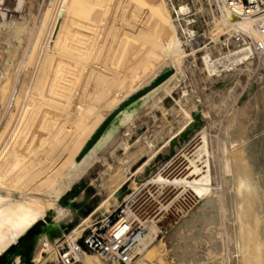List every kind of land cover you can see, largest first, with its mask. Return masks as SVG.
Wrapping results in <instances>:
<instances>
[{
  "label": "bare ground",
  "instance_id": "bare-ground-1",
  "mask_svg": "<svg viewBox=\"0 0 264 264\" xmlns=\"http://www.w3.org/2000/svg\"><path fill=\"white\" fill-rule=\"evenodd\" d=\"M194 1L0 0V264H109L79 242L126 203L119 225L144 231L128 264L166 241L179 263L264 264V137L247 125L257 108L264 127V74L238 93L264 67V0ZM163 71L166 83L77 161L86 120Z\"/></svg>",
  "mask_w": 264,
  "mask_h": 264
},
{
  "label": "rangeland",
  "instance_id": "rangeland-1",
  "mask_svg": "<svg viewBox=\"0 0 264 264\" xmlns=\"http://www.w3.org/2000/svg\"><path fill=\"white\" fill-rule=\"evenodd\" d=\"M182 0H175V3H177V2H181ZM192 7H193V10H195L196 9V7L197 6H199L200 4H199V2H196L195 3V1L194 0H186ZM196 4V5H195ZM194 13H196L195 11L192 13V14H194ZM208 14V13H207ZM206 14V12L205 13H200V14H198V22L195 24V26H196V29H197V31L199 32V34L200 35H202V38H201V41H200V44H202V45H204V42L206 41V37H204L203 36V34H204V32L207 30V28H208V23L210 22V20H209V15H207ZM201 18V19H200ZM207 19V20H206ZM209 21V22H208ZM208 22V23H207ZM199 23V24H198ZM202 23V24H201ZM197 26H199V27H197ZM203 40V41H202ZM205 40V41H204ZM256 67L257 68H255V71H254V73L252 74V76L254 75L255 77H256V75H261V74H264V71H263V69H264V67H262V66H260V65H256ZM260 68H262V69H260ZM261 71V72H260ZM257 73V74H256ZM261 73V74H260ZM165 75V71H163V72H160V73H158L157 75H154V76H152V77H150L149 79H147V80H145L143 83L144 84H142L133 94H131L129 97H127L125 100H123V101H121L120 103H118L113 109H111L110 111H108V112H106L104 115H102V116H100L99 118H97V119H95L94 121H91V120H86V122H85V126H84V134H83V136H82V143H81V148H80V151H79V153L76 155V160L77 161H79V160H82L85 156H87L88 154H90L91 153V151H93V150H96L97 148H98V146L100 145V143L103 141V139L113 130V128L119 123V121L125 116V114L127 113V111L128 110H135L136 108H137V106L138 105H142L145 101H146V99L149 97V96H151L156 90H158L159 88H161V86L163 85V84H165L166 83V81L172 76L171 74L170 75H168L167 77H165L162 81H160L159 82V80L163 77ZM246 75H243L242 77H241V86L244 88H242L240 85H239V87H238V93H241L243 90H245V89H247L248 87L247 86H249L250 85V83L251 82H253V78H255L254 76L253 77H248V76H246ZM202 77V76H201ZM201 77H199V78H201ZM244 78H246V80L244 79ZM251 79V80H250ZM253 79V80H252ZM232 80H233V82H232ZM223 81V82H222ZM199 82H201V84H200V86H199V90L200 91H203V94H204V91H205V93H209V91H210V86L208 87V88H204L203 86H201L202 84H203V79H199ZM227 82V83H226ZM234 82H235V79H233V78H231V79H220V80H218L215 84H214V86H215V88L216 89H219L221 86H224V85H228V86H232L233 84H234ZM245 82V87H244V83ZM229 83V84H228ZM249 83V84H248ZM210 84V83H209ZM243 84V85H242ZM205 89V90H204ZM209 90V91H208ZM241 91V92H240ZM202 93V92H201ZM210 93H211V91H210ZM173 95H175V96H178V94H176V93H174ZM132 98H134L132 101H130ZM170 100V99H169ZM169 100H167V101H169ZM130 101V102H129ZM231 103V104H230ZM228 105H227V107H230V108H227V110H225L226 108H223V109H220L219 111L220 112H223V110H224V112L223 113H225L224 115L222 114V113H220L219 114V112H217V114H216V120L217 119H220L221 117L222 118H224V120H222V118L220 119V120H218L217 122H218V124H216L215 125V127L211 130V132H212V134H215L214 136L216 137H218L221 133V130L223 129L222 127L224 126V124L223 123H225V120H226V118L229 116V111L228 110H230L235 104L233 103V102H230ZM234 104V105H233ZM168 105V104H167ZM230 105V106H229ZM257 108H254V111H255V113H251V115H250V120L249 119H247L248 121H247V125L250 127L251 126V129L254 131V139H260V138H262V137H264V127H261L260 125H259V122L258 121H256L257 120V116H258V113H259V111H257L256 110ZM253 111V110H252ZM253 111V112H254ZM230 113H231V111H230ZM222 114V115H221ZM255 114V115H254ZM217 115H221L220 117L219 116H217ZM254 116V118H252V117ZM217 117H219V118H217ZM120 118V119H119ZM169 123L171 124L170 126H168V128H169V130H170V128H171V130H175V129H177L178 127H179V125H180V121H179V119L176 117V119L174 118V117H172V116H170L169 117ZM178 119V120H177ZM256 119V120H255ZM173 120V121H172ZM176 120H177V123H175L176 122ZM253 120V121H252ZM173 123H172V122ZM221 123H220V122ZM252 122V123H251ZM257 122V123H256ZM106 124V125H105ZM175 124H178V125H175ZM219 124H220V126H219ZM254 124V125H253ZM105 125V127H104V129L101 131V133H100V136H98V139L91 145V146H89L90 145V143H91V141H92V139H93V137L97 134V132L103 127ZM153 125V126H152ZM219 126V128L217 127L216 128V126ZM87 126V127H86ZM176 126V127H175ZM155 125L154 124H151V126H150V130H147V131H150L151 133L155 130ZM175 127V128H174ZM90 128V129H89ZM216 128V130H215V132L213 133V130ZM153 130V131H152ZM89 131V132H88ZM218 131H220L219 133H218ZM150 133V134H151ZM216 133H217V135H216ZM257 135V136H256ZM216 137V138H217ZM83 144V145H82ZM93 149V150H92ZM264 170V169H263ZM91 191H93L94 189H90ZM109 206V204H106L105 205V207H104V210H105V213H109V212H111L112 211V209L110 208V206ZM128 206V203H126V204H124L123 205V207L118 211V213L122 210V209H124V208H126ZM108 211V212H107ZM89 231V228L87 229V232ZM86 232V233H87ZM62 238H63V241L61 242V243H59L58 244V247L60 246H62L61 244L62 243H64V241H65V237L64 236H62ZM166 243H167V245L168 246H170V247H168L167 246V249H165V250H163L164 248H160V252H159V254H161V255H157V257L158 258H153L152 260H150L149 259V261L147 260L146 262H145V264H154V262H155V260H156V262H155V264H189V263H187V262H182V263H179L175 258H173L174 257V255H173V253H171L172 252V248H171V245H170V242H167L166 241ZM169 243V244H168ZM40 246H42V243H39L37 246H36V248H37V250H36V248H35V250L32 252V256L33 255H35V253H36V255L35 256H33V260L34 259H39V256L40 255H42L41 254V252H43L44 251V248L43 247H40ZM59 247V248H60ZM42 248H43V250H42ZM68 250V246L67 245H65L63 248H60L59 249V252L60 253H65L66 251ZM162 252H164V254H166V255H164ZM168 253H169V255H168ZM163 255V256H162ZM36 256H38V257H36ZM171 256V257H170ZM40 258H41V256H40ZM164 258V259H163ZM155 259V260H154ZM159 259V260H158ZM169 259V260H168ZM175 259V260H174ZM32 260V261H33ZM165 260V261H164ZM151 261V262H150ZM154 261V262H153ZM60 262H61V260H60ZM158 262V263H157ZM165 262V263H164ZM62 264V263H61ZM76 264H80V263H77L76 262ZM190 264H193V263H190Z\"/></svg>",
  "mask_w": 264,
  "mask_h": 264
},
{
  "label": "built area",
  "instance_id": "built-area-1",
  "mask_svg": "<svg viewBox=\"0 0 264 264\" xmlns=\"http://www.w3.org/2000/svg\"><path fill=\"white\" fill-rule=\"evenodd\" d=\"M123 210L118 211L108 219H100L93 229H89L80 240L78 250L94 252L104 258L109 264H128L131 254L138 245L144 231L142 228H132L119 225ZM72 263L76 260L72 259Z\"/></svg>",
  "mask_w": 264,
  "mask_h": 264
},
{
  "label": "snow or ice",
  "instance_id": "snow-or-ice-1",
  "mask_svg": "<svg viewBox=\"0 0 264 264\" xmlns=\"http://www.w3.org/2000/svg\"><path fill=\"white\" fill-rule=\"evenodd\" d=\"M10 264H24V261L23 259H18L16 256H13Z\"/></svg>",
  "mask_w": 264,
  "mask_h": 264
}]
</instances>
